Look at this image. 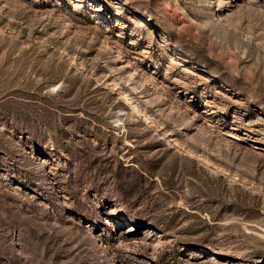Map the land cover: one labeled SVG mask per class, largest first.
I'll list each match as a JSON object with an SVG mask.
<instances>
[{"label":"rangeland","instance_id":"1","mask_svg":"<svg viewBox=\"0 0 264 264\" xmlns=\"http://www.w3.org/2000/svg\"><path fill=\"white\" fill-rule=\"evenodd\" d=\"M219 3L0 0V264H264V0Z\"/></svg>","mask_w":264,"mask_h":264},{"label":"bare ground","instance_id":"2","mask_svg":"<svg viewBox=\"0 0 264 264\" xmlns=\"http://www.w3.org/2000/svg\"><path fill=\"white\" fill-rule=\"evenodd\" d=\"M212 2H213V1H212ZM216 2L218 3V5H220L219 0H216ZM216 8H217V7H216ZM95 9H96V8H95ZM94 12H98V10H94ZM143 20H144V19H143ZM141 24H142V23H141ZM162 40H163V43H164L165 45L169 46V42L167 41L166 38L162 37ZM161 43H162V42H161ZM171 45H172V44H171ZM170 47H171V46H170ZM171 49H172V56H173V58H174V57H179V58H183V59L186 60V61L189 60V56H190V55L188 56L187 54L183 53L180 49L175 48V47H171ZM122 94L124 95L125 100L128 101L134 109L139 110V107L136 105V103L132 102L131 99L125 94V92H122ZM262 105H263V104H262ZM137 110H136V111H137Z\"/></svg>","mask_w":264,"mask_h":264}]
</instances>
